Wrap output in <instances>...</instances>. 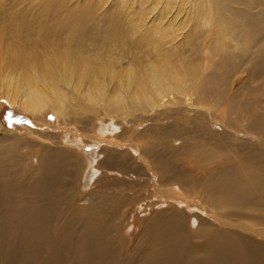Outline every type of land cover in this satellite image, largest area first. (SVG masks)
I'll return each instance as SVG.
<instances>
[{"label":"bare ground","instance_id":"obj_1","mask_svg":"<svg viewBox=\"0 0 264 264\" xmlns=\"http://www.w3.org/2000/svg\"><path fill=\"white\" fill-rule=\"evenodd\" d=\"M136 5L137 46L112 34L121 56L98 47L92 22L65 38L48 36L41 17L32 42L27 19L0 26V100L76 124L82 149L59 132L35 133L40 148L0 143V264H264V225L229 221L258 199L264 213V18L254 12L264 0ZM97 141L110 146L90 161L84 145ZM90 168L92 188L80 195ZM139 210L161 216L151 228L146 220L135 258L120 234Z\"/></svg>","mask_w":264,"mask_h":264},{"label":"rangeland","instance_id":"obj_2","mask_svg":"<svg viewBox=\"0 0 264 264\" xmlns=\"http://www.w3.org/2000/svg\"><path fill=\"white\" fill-rule=\"evenodd\" d=\"M50 0H0V23L1 27L8 26V25H15L14 19L16 17H23L27 19L29 23L28 30L24 33V36L27 38H35V34H39V25L38 19L43 17L46 19L47 23V30L48 36L50 34L55 33L57 30L59 31L58 34L62 37L67 38L68 30L78 21L81 20V23H89L92 22L93 28L91 33L97 36L100 39V43L98 45L99 48H103V52L112 51L115 56H121L122 53L118 52L120 50L118 48V43L112 37V34H118L119 30L124 35L130 38L129 40V48L136 47L140 41V36L135 35L132 31L133 24L130 26L128 25V20L131 18L132 13L135 10H128V8H136V0H53L56 2L54 6L53 15H48L43 12L44 2ZM65 3L66 5H61ZM87 9L89 12H86L84 9ZM137 11V10H136ZM264 10L259 8H254V12L258 17L264 18ZM263 14V15H262ZM110 17H115L116 22L110 23L108 19ZM261 17V18H262ZM14 18V19H13ZM17 20V19H15ZM117 30H116V29ZM45 37V36H44ZM30 42L31 39H30ZM172 44V43H171ZM97 46H90V48H98ZM116 48V49H115ZM129 52V51H128ZM128 53H126V56ZM128 62H125L124 65L126 66ZM0 117L2 119V124L0 126V143H15L17 142V149H20V146L23 144L24 146L32 147H39L42 143L36 137L35 133H39L42 135L56 133L59 132V136L71 138L69 141V145L73 150H82L78 149L75 144H78L77 133H80L74 126H67L61 123V120L58 117L48 110L41 118L35 117L31 114L24 113L18 106L12 107L9 104H6L3 100H0ZM257 100H253L252 103L256 105ZM70 105V104H69ZM72 106V105H70ZM258 106V105H257ZM73 107V106H72ZM99 111H103L99 108ZM104 113V112H103ZM103 117L98 120V124L101 127L106 126V122L103 121ZM255 121V119H251L250 122ZM105 123V124H104ZM264 123V121L262 122ZM105 125V126H104ZM264 125V124H263ZM100 127V129H101ZM242 131V130H241ZM240 132V135H243ZM239 136V135H238ZM239 136V139L241 138ZM247 139V141H251L255 143L254 138ZM9 139V140H8ZM241 140V139H240ZM243 140V139H242ZM238 141V140H237ZM237 141H234L235 143ZM32 142V143H31ZM231 144V146L239 144ZM35 143V144H33ZM110 146V143L106 142H99L97 141L96 145H91L88 147L84 145L83 153L87 156V158L91 161L95 156L97 151L102 147V145ZM50 146V144L48 143ZM176 145V143H174ZM79 146V145H78ZM179 146V145H177ZM47 147V146H44ZM239 147V146H238ZM46 149V148H45ZM264 150V148H263ZM24 151V158H26L29 162L30 169L32 166H36V159H34V155L31 154V151L28 149ZM22 151V152H23ZM133 155V154H132ZM33 158L32 162L30 161ZM236 162V161H235ZM90 171V172H89ZM92 174V169H88L87 173L85 174L84 178L77 183V192L82 195L85 194L88 190L92 188L90 186V176ZM89 175V176H88ZM131 176V175H130ZM87 177V178H86ZM85 179V180H84ZM75 201L78 203L81 201V197L75 196ZM261 200L258 199V203L253 202V210L250 212H242L239 214L238 217L229 218V221L233 220L234 222H240L242 220L249 222L252 226H255L258 223H262L264 225V213H261L260 208ZM81 213L84 211L85 206L83 204H79ZM141 208V207H140ZM147 214V216H144ZM150 212L144 213L142 210L137 211L135 217L137 219L132 220V214L129 215L128 219L124 220L123 228L124 231H121V238L124 240V245L122 249L125 255L133 256L135 258L142 257L146 250V240L148 237L147 230H145L146 220L149 218L150 228L154 226L155 222L160 218L161 211L155 210L152 211V215ZM122 221V220H121ZM132 224L135 222L134 231H128L131 227L126 226L128 224ZM127 229V230H126ZM223 230V229H220ZM238 235H244L243 232L240 230L234 231ZM127 233V235H126ZM236 236V237H237ZM248 235L246 234L244 237L246 239ZM248 240V239H247Z\"/></svg>","mask_w":264,"mask_h":264}]
</instances>
